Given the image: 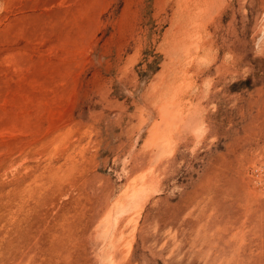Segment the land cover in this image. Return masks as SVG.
Returning <instances> with one entry per match:
<instances>
[{"label":"rangeland","instance_id":"1","mask_svg":"<svg viewBox=\"0 0 264 264\" xmlns=\"http://www.w3.org/2000/svg\"><path fill=\"white\" fill-rule=\"evenodd\" d=\"M0 264H264V0H0Z\"/></svg>","mask_w":264,"mask_h":264}]
</instances>
